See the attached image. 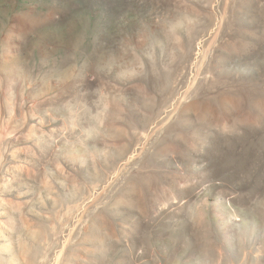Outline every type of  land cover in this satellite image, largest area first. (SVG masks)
<instances>
[{"label":"rangeland","instance_id":"obj_1","mask_svg":"<svg viewBox=\"0 0 264 264\" xmlns=\"http://www.w3.org/2000/svg\"><path fill=\"white\" fill-rule=\"evenodd\" d=\"M0 264H264V0H0Z\"/></svg>","mask_w":264,"mask_h":264}]
</instances>
